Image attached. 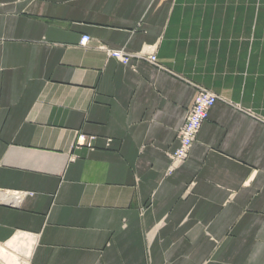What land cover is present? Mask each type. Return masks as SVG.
Instances as JSON below:
<instances>
[{"label":"crops","instance_id":"crops-1","mask_svg":"<svg viewBox=\"0 0 264 264\" xmlns=\"http://www.w3.org/2000/svg\"><path fill=\"white\" fill-rule=\"evenodd\" d=\"M196 84L221 99L167 173ZM22 234L31 264H264V0H0V243Z\"/></svg>","mask_w":264,"mask_h":264},{"label":"built area","instance_id":"built-area-1","mask_svg":"<svg viewBox=\"0 0 264 264\" xmlns=\"http://www.w3.org/2000/svg\"><path fill=\"white\" fill-rule=\"evenodd\" d=\"M90 39V36L83 35L79 43L80 45L85 46L90 41ZM103 48L106 50L108 56L113 57L124 64L128 63L131 57H136L137 59H144L155 66L161 67L154 53L147 54L146 56H131L122 50L108 49L105 47ZM195 87L197 93L193 103L186 110L184 121L176 131L178 145L172 152H167L170 160L167 173L172 172L177 166H179L188 158L190 149L197 139L203 122L208 118V114L214 104L221 99L218 94L202 85L196 84ZM91 139H93V137L79 135L76 138V146L88 145Z\"/></svg>","mask_w":264,"mask_h":264},{"label":"rangeland","instance_id":"rangeland-1","mask_svg":"<svg viewBox=\"0 0 264 264\" xmlns=\"http://www.w3.org/2000/svg\"><path fill=\"white\" fill-rule=\"evenodd\" d=\"M22 239L24 242L20 247H18L17 250L10 248L7 244H5V242L0 243V248H2L4 251L6 250L7 254H10L11 256L15 257V259L17 258V260L19 261V262L17 261V263L20 264H24V262L26 261L25 256L26 254H28L29 251V246L26 245V242L32 241V239L29 236L24 234H22ZM0 260L3 261V258H0Z\"/></svg>","mask_w":264,"mask_h":264},{"label":"bare ground","instance_id":"bare-ground-1","mask_svg":"<svg viewBox=\"0 0 264 264\" xmlns=\"http://www.w3.org/2000/svg\"><path fill=\"white\" fill-rule=\"evenodd\" d=\"M0 258H3V261L0 260V264H20V263H17L18 261L17 258L15 259V257L11 256L10 254H7L6 250L4 251L2 248H0ZM25 260L26 261L24 262V264H30L27 259Z\"/></svg>","mask_w":264,"mask_h":264}]
</instances>
